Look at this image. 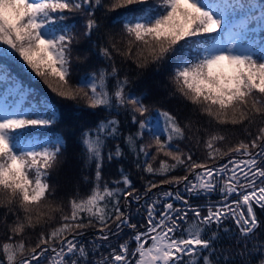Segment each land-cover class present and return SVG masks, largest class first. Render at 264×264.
Wrapping results in <instances>:
<instances>
[{"label":"snow or ice","instance_id":"1","mask_svg":"<svg viewBox=\"0 0 264 264\" xmlns=\"http://www.w3.org/2000/svg\"><path fill=\"white\" fill-rule=\"evenodd\" d=\"M101 8L124 10L111 21L118 31H103ZM66 11L84 17L85 37L111 41L94 45L104 64L75 85L71 51L79 34ZM114 54L134 57L141 68L171 62L174 94L206 122L150 112L144 94L121 77ZM13 58L58 97L102 108L105 116L77 137L92 187L65 200L48 182L67 148L64 136L52 131L56 106L35 98L27 108L0 105V229L6 236L0 264H232L237 258L252 264L253 255L264 264L258 232L264 222L256 211L264 210V3L0 0V65ZM121 114L135 132L122 133ZM128 155L142 173V191L122 165L118 179H104L105 165ZM177 170L184 174L174 175ZM214 193L219 200L192 203Z\"/></svg>","mask_w":264,"mask_h":264},{"label":"trees","instance_id":"2","mask_svg":"<svg viewBox=\"0 0 264 264\" xmlns=\"http://www.w3.org/2000/svg\"><path fill=\"white\" fill-rule=\"evenodd\" d=\"M258 2L264 3V0H258ZM108 3V0H105ZM133 7V6H129ZM123 9H117L113 12H106V9L101 8L97 10L96 15L102 17L101 23L105 26L103 31L105 33H111L118 31V26L113 28L111 23L112 19L118 14L123 12ZM68 22L76 25L75 31L80 34L84 28V17L80 13L68 14ZM214 35V34H205ZM106 42L110 43V36L105 35L103 39H100L98 34L93 33L86 44L80 45L78 48L73 45L72 53H76L80 66L76 69L78 74L76 76V82L79 77L86 72L94 71L97 67L102 66L104 62L95 54L96 48L94 45H103ZM116 66L120 69L121 77L127 75L129 78V86L137 94H144V103L149 107V111L153 112L156 109L168 110L177 115L181 122H184V118L191 116L193 120H198L200 123H205L207 118L202 114L193 115L192 106L183 100L179 94H174L175 82H174V70L171 62H162L160 64L150 62L145 67H137L132 59H122L118 54H114ZM86 57V59H85ZM11 63V64H10ZM10 65H15L14 61L10 62L6 60L4 65H0V93L12 90L15 92L14 97L17 99L23 98V107H27L35 99H46L51 104L56 106L59 118L55 126H52V131L62 134L67 142V148L58 159V166H55L49 175V184L55 188L56 195L59 199H67L74 195L77 191L81 195H86L90 191L92 184L86 183L84 177L91 179L92 173L86 168L84 159L82 157L81 145L77 142V137L80 134L81 129L94 127L99 119L104 118L105 112L102 108L91 110L84 105L82 101H62L54 98L50 93L43 89L41 85L27 77L20 69H12ZM5 69L10 74V78L5 76ZM79 103L80 109L77 110L75 105ZM120 119L122 121L121 131L123 134L129 132H135L136 126L131 123L130 117H126L121 114ZM149 136L145 134V143H149ZM163 138V137H162ZM122 142V141H121ZM114 143L109 141V145ZM183 147V145H181ZM127 151V150H125ZM123 166L133 179L134 185L137 189H142L143 181L141 180L142 173L135 168L133 158L128 155L126 159H122L118 162L114 161L111 164H106L104 167L103 175L105 180L118 179V170L120 166ZM155 166H158V161L155 162ZM94 167V166H93ZM174 175H183V170H177ZM146 178H148L146 176ZM165 189L167 187H164ZM219 194L214 193L210 197L201 199H192L194 205H204L208 200H219ZM135 207V205H134ZM3 209H0L2 212ZM258 218L264 222V210L256 209ZM133 222H136L135 220ZM143 221L141 220V223ZM229 225V222H225ZM215 227V226H213ZM259 238L264 240V223H262L260 229H258ZM93 232L90 230L85 234L84 240H91ZM127 239V235L124 237ZM6 239L3 234V230L0 229V242ZM221 243L229 248L230 251L235 252L236 246L232 245L229 240H223ZM132 248L135 247V242H131ZM251 247V245H249ZM261 256L253 255L251 257L252 264H260ZM232 264H241L239 258L232 261Z\"/></svg>","mask_w":264,"mask_h":264},{"label":"rangeland","instance_id":"3","mask_svg":"<svg viewBox=\"0 0 264 264\" xmlns=\"http://www.w3.org/2000/svg\"><path fill=\"white\" fill-rule=\"evenodd\" d=\"M83 32L84 30L79 34L78 36V43H74V45L78 48L80 45L82 44H86V42H88V38L85 37L83 35ZM17 57H18V54H17ZM76 53H72L71 52V59H72V75L70 77V83H72L73 85L76 84V76L78 74V71L76 70L79 66H80V62L78 61ZM12 60L14 61L15 65L17 66H13V65H10L12 69H17L18 71H22L27 77L31 78L33 81H35L36 83H38L39 85H41L42 87H44L43 89L47 92L46 94L50 93L54 98L58 99V100H62V101H70V100H66L65 98H61V97H58L57 94L55 92L52 91V88H50L48 86L47 83H45L44 79L37 76L30 68H28L20 59L18 58H13L11 60H9L10 62H12ZM11 64V63H10ZM20 69V70H19ZM53 87L56 86V82L55 80H52L51 81ZM176 88V87H175ZM175 88H174V91H175ZM11 93V92H9ZM8 93V95H9ZM15 94V92H13V95ZM177 95V94H176ZM7 96V93L4 95V96H0V105L4 104L5 102H10L8 100V98L11 97V94ZM6 98V99H5ZM22 99L23 98H20V100L18 101H15L16 103H18L19 105H22ZM55 126V125H54ZM151 142V139L149 138V143ZM59 162V161H58ZM57 162V164H58ZM226 162V161H225ZM55 165V166H58V165ZM54 166V167H55ZM56 197L59 199L60 197L56 195ZM135 248V247H134Z\"/></svg>","mask_w":264,"mask_h":264},{"label":"water","instance_id":"4","mask_svg":"<svg viewBox=\"0 0 264 264\" xmlns=\"http://www.w3.org/2000/svg\"><path fill=\"white\" fill-rule=\"evenodd\" d=\"M165 187V186H164ZM168 187V186H167Z\"/></svg>","mask_w":264,"mask_h":264}]
</instances>
